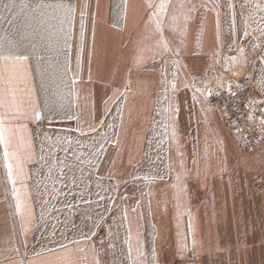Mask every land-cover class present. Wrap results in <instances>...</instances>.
I'll list each match as a JSON object with an SVG mask.
<instances>
[{"label": "crops", "instance_id": "1", "mask_svg": "<svg viewBox=\"0 0 264 264\" xmlns=\"http://www.w3.org/2000/svg\"><path fill=\"white\" fill-rule=\"evenodd\" d=\"M149 3L155 7H149ZM160 3L161 0H0V55L27 56L26 60H0V99L4 102L0 115L4 126L13 130L11 135L6 133L9 151L18 150L23 163L24 177L17 180L15 187L25 205L17 213V201L3 157L4 146L0 145V264H124V254L127 264H152L153 250L156 264H176L171 257V238L169 241L157 238L160 231H155L156 219H199V190L191 187L196 181L194 184L185 182L186 185L177 183L180 191L176 194L173 190L176 183L168 178L149 183L145 202L148 203L147 216L152 219L149 224L154 228V244L148 247V250L152 248L151 256L140 257L139 239L133 236L130 240L108 243L97 242L89 234L61 244L58 242L60 231H52L57 234L53 246L26 252L27 239L38 231L39 219L75 218L76 205L81 208L85 202L93 200L106 203L107 194L105 189L102 192V187L108 180L114 179L119 186L124 182H141L140 179L134 181L130 171L138 170L144 155L150 154L146 145L150 127L157 119V111L165 114L170 102L164 93L167 87L156 76L159 65L155 41L163 37L167 43H189L188 50L199 58V43L202 46L208 42L209 34L214 33L212 11L216 7L211 2L199 3V0H168L167 10L161 16L163 30L158 32L154 13L159 12ZM193 6L195 11H192ZM176 103L180 129L193 142L192 138L199 134L197 123L207 124L208 121L200 119L194 106L183 98H177ZM17 107L19 113L27 115L26 120L16 118ZM36 108H40L45 117L53 118L36 123L33 117ZM214 112L216 125L230 132L220 113ZM66 114L76 118L67 119ZM100 144L104 145V150L97 152ZM151 153L148 172L156 169L155 148ZM193 153L194 168L199 170L198 148L193 149ZM29 156L30 160L26 159ZM250 160L248 155H243V167L247 168ZM218 162L211 161L205 166L201 163L203 168L213 169L207 173L212 174L207 193L214 199L219 197L220 202L229 203L234 194L231 187L242 189L243 183H235V173L230 172L224 178H216ZM8 163L15 168L17 161ZM191 164H187L188 170L192 169ZM258 178L264 183L263 175L255 179ZM247 180L244 178L245 186ZM92 185L100 186L99 193L96 192L98 198L92 199ZM212 188L214 195L210 193ZM178 195L181 198L178 199ZM179 200L186 203V213L190 201L197 203L192 216L185 217L183 205L182 209L176 205ZM159 203L164 204V211L157 210ZM99 205L98 217H106L105 205ZM91 206H87L86 214L79 216L91 217ZM205 209L210 223L206 233H212L213 212L208 205ZM194 224L193 230L200 234V223ZM25 227L29 229L27 233ZM36 237L31 239L30 247L31 244L38 246ZM200 243L201 240L199 245L190 248L185 243L178 246L192 249L195 255L198 251L200 255L204 251L226 248L216 241L207 246ZM110 246L120 250L115 257L108 255ZM203 258L199 257V264L207 261Z\"/></svg>", "mask_w": 264, "mask_h": 264}, {"label": "rangeland", "instance_id": "2", "mask_svg": "<svg viewBox=\"0 0 264 264\" xmlns=\"http://www.w3.org/2000/svg\"><path fill=\"white\" fill-rule=\"evenodd\" d=\"M203 2L213 3L216 9L212 11L215 17V22H213L214 33L209 34L208 42L202 43V46L199 43V58H196L197 54L188 50L189 43L168 42L169 51L162 52L160 41H155L156 56H158L157 63L159 65L156 76L157 80L167 87L164 93L166 100L168 98L170 102L166 105L165 114L164 112L159 114L157 111V119L154 125L150 127L148 143H146L149 146L150 154L144 155L138 170L130 171L132 173L130 176L135 177L134 181L140 179L141 182L137 181L130 184L124 182L123 186H119V183L114 179L108 180V184L102 187V192L103 189L106 190L108 199L106 203L93 200L90 203L85 202L81 208L76 205L77 217L75 218L64 217L58 221L56 218L39 219L38 231L35 230V234L33 233L27 239L26 252H37V250L41 251L53 246L57 242V234H53L52 231H60L58 242L61 244H66L68 240L83 239L89 234L97 242L105 240L108 243L119 242L125 238L130 240V237L133 236V238L139 239L137 242L140 247L138 252L143 253L140 257L151 256L152 248L148 250V247L154 244V228L150 225L152 219L147 216L148 203L145 202L147 187L151 181L168 178L171 183H176L173 187L175 194L180 191L177 183L184 184L188 182L194 184V181H196L195 185L191 187L199 190V219H194V217L188 219H166L161 217L156 219L157 229L155 228V231H160L157 238L160 237L161 241L167 238L166 240L169 241L170 237L172 240V261L176 264H179L178 261H182L183 264H199V257H204L203 259L207 261L203 264H264V186L263 189L257 191L252 189L250 185L258 175L264 176V150L240 152L237 137L226 131L223 126L216 125L215 112L213 113L216 110L208 106H200V102L199 105L196 104L190 93L191 83L200 80L207 72L213 51L216 49L237 51L236 61L244 65L252 80L256 100L255 109H264V0H199V3ZM217 13H219V17H217ZM233 14L235 16L234 30ZM218 19L219 28L217 27ZM245 31H247L246 36L244 35ZM241 49H243V54L240 52ZM174 61H178L179 66ZM174 84L177 85L176 91H173L172 88ZM185 85H188V87H185ZM177 98H183L186 103H191L197 110L198 117L200 115V119L208 121L207 124L201 121L197 123L199 134L192 138L193 142H191L190 137L186 136L184 131H181L180 122L178 121L179 114L175 120L176 136L173 137L172 117L173 110L177 109ZM205 116L207 117L204 118ZM153 127L154 130L151 129ZM152 131H155V133ZM154 148L156 169L148 172L146 171L147 165L153 157L151 151ZM197 148L199 150V153H197L200 164L199 170L194 168L195 161H192V157H195L193 149ZM146 150H148L147 146ZM178 153H182V155H178ZM243 155H248L249 159L252 158V161L250 160L249 165L246 166L247 168L242 165ZM255 155L258 156L253 158ZM211 161H219V164L215 167L218 173L215 176L216 178H224L225 174L230 172L232 175L235 173V183H240V185L243 183L242 189L240 186L231 187L234 194H231L232 198L229 203L227 201L220 202L219 197H216L215 200L207 193L206 186H208L212 176V174L207 173L212 172L213 169H205L201 163L205 166L206 163ZM229 163L230 165H228ZM187 164H191L192 169L188 170ZM126 172L125 170V175ZM178 176L180 177L179 180L177 179ZM145 177H151L152 179L145 180ZM244 178H248L246 186ZM92 180L95 181L94 177ZM99 191V185H92V199L99 197L96 194ZM212 192L214 195L213 188L210 193ZM183 194L186 199L185 191ZM179 198L181 196L178 195ZM209 198L212 199L209 200ZM190 202L187 204L189 206L188 213H186V203L184 201L179 200L176 203L178 208L181 209L183 205L185 217L192 216L193 210L196 208L197 203ZM99 203L102 206L105 205L103 207L104 210L107 209L106 217H98ZM89 205H92L90 212L92 216L80 217L79 214H86ZM205 205H208L210 209L213 205H216L211 209L214 229L212 233H206L207 225L210 223L205 216V213H208ZM165 209L163 203H159L157 206V210L164 211ZM197 221L200 223V231L202 230L200 234L193 230L194 222ZM171 227L172 234H169ZM131 231H133V234H129ZM35 235L37 236L38 246L35 245V247L31 244L30 247L29 243L32 242L31 239L33 240ZM199 240H201L200 245L203 246H207V243L209 244L211 241H216L226 248L208 253L204 251L200 256L199 251L195 255L192 249H184L178 246L185 243L186 247L190 248L195 244L199 245ZM113 247H109V256L112 254L114 256L115 253L120 252L119 249L115 250ZM171 252L169 251V255H171ZM124 258L126 259L125 254ZM125 259L124 264H127Z\"/></svg>", "mask_w": 264, "mask_h": 264}, {"label": "built area", "instance_id": "3", "mask_svg": "<svg viewBox=\"0 0 264 264\" xmlns=\"http://www.w3.org/2000/svg\"><path fill=\"white\" fill-rule=\"evenodd\" d=\"M236 54L237 51H213L207 72L191 83L190 93L197 97L196 104L200 102V106L220 113L224 126L237 137L240 152L264 150V125L261 124L264 109H255L252 80L244 65L236 61ZM195 88L201 92L196 93ZM208 91L212 92L211 96H207ZM250 185L258 191L263 189L264 183L258 178Z\"/></svg>", "mask_w": 264, "mask_h": 264}, {"label": "snow or ice", "instance_id": "4", "mask_svg": "<svg viewBox=\"0 0 264 264\" xmlns=\"http://www.w3.org/2000/svg\"><path fill=\"white\" fill-rule=\"evenodd\" d=\"M167 6H168V0H161V3L159 5V12L158 13H154V15L156 16V24H157V31L158 32H162V20H161V16L166 12L167 10ZM149 7H155V5L149 3ZM229 7H231V5H229ZM192 11H195V6H193ZM82 19H81V38L83 37V29H84V20H83V16L84 13L82 12ZM217 17H219V13H217ZM186 19H188V17H186ZM233 30H234V25H235V16L233 14ZM217 27L219 28V19L217 20ZM244 35H247V31L244 32ZM160 47L162 48L163 51L167 52L169 51L168 48V44L167 42H165L163 40V37H161L160 40ZM241 54H243V49L240 50ZM179 53L177 52V55ZM81 56H82V49H81ZM17 59V60H26L27 56L26 55H14V54H9L8 56H4V55H0V60L2 59ZM230 59H235V58H230ZM174 63L177 64V66H179V62L178 61H174ZM185 87H188V85H185ZM173 91H176L177 89V85H173L172 86ZM229 91L231 92V85L228 86ZM195 92L196 93H200L201 89L199 88H195ZM0 94H2V91H0ZM207 96H211L212 92L208 91ZM197 97L194 95L193 96V100H195ZM0 107H4V102L2 99H0ZM18 116L16 118L18 119H27V115L26 114H22L19 113V108L17 107L16 109ZM178 116V109H174L173 110V137L176 136V132H175V120ZM33 117L35 119L36 122H39L41 119H48L51 120L53 117L51 116H47L45 117L42 113V110L40 108H36L33 111ZM65 118L67 119H74L76 117H73L71 115H67L65 116ZM261 124L264 125V120L261 121ZM109 127H111V125H109ZM92 131H95V129H91ZM12 129L11 128H6L4 126V118L2 115H0V145L4 146V152H3V157L4 160L6 162V167L8 169V180L10 181V183L12 184V190H13V196L16 198V211L17 213L21 212V209L25 207L24 203L20 200V196H19V191L16 189L15 185L17 180H22L24 177V169H23V163L21 162V158L18 156L17 151H9V146H10V141L8 139V135L12 134ZM6 133L8 135H6ZM83 134V133H82ZM104 150V145L100 144L99 148L97 149V152H102ZM178 155H182V153H178ZM26 159L30 160V156L27 157ZM10 160H15L17 161V163L15 164V168L14 165L12 163H8V161ZM145 180H150L152 179L151 177H145ZM177 179L179 180L180 177L178 176ZM73 183H75V181H72ZM53 191L55 192L56 190L53 189ZM29 216H31V213L29 212ZM44 213H41V217L43 218ZM125 218H126V213H125ZM191 226V225H190ZM24 231L27 233V231H29V229L27 227H25ZM193 243H195V241H193ZM181 248H183V245H181ZM130 251H131V246H130ZM139 255H143L142 252L139 253ZM152 264H156V255H155V250H153V254H152Z\"/></svg>", "mask_w": 264, "mask_h": 264}]
</instances>
